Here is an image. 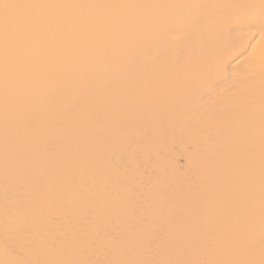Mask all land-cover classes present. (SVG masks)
Returning a JSON list of instances; mask_svg holds the SVG:
<instances>
[{"label": "bare ground", "instance_id": "1", "mask_svg": "<svg viewBox=\"0 0 264 264\" xmlns=\"http://www.w3.org/2000/svg\"><path fill=\"white\" fill-rule=\"evenodd\" d=\"M0 2V264H264V0Z\"/></svg>", "mask_w": 264, "mask_h": 264}, {"label": "snow or ice", "instance_id": "2", "mask_svg": "<svg viewBox=\"0 0 264 264\" xmlns=\"http://www.w3.org/2000/svg\"><path fill=\"white\" fill-rule=\"evenodd\" d=\"M24 7L23 5L12 4L7 2H0V14H2L3 19L7 23L12 19V10Z\"/></svg>", "mask_w": 264, "mask_h": 264}]
</instances>
